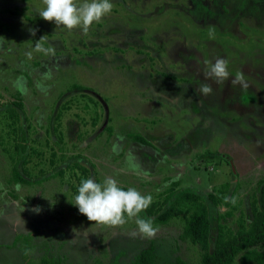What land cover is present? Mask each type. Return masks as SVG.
Segmentation results:
<instances>
[{
  "label": "rangeland",
  "instance_id": "374dc122",
  "mask_svg": "<svg viewBox=\"0 0 264 264\" xmlns=\"http://www.w3.org/2000/svg\"><path fill=\"white\" fill-rule=\"evenodd\" d=\"M111 2L112 12L85 34L43 20V0H0V264H30L9 248L21 234L34 237L32 259L130 263L154 244L159 264H201L200 248L181 240L183 213L154 225L152 238L134 219L120 227L88 221L73 205L88 178L112 177L151 194V205L175 182L177 193L203 195L212 244L230 207L214 206L209 194L229 184L234 195L238 208L222 224L236 230L240 216L252 219L264 182V0ZM43 36L47 51H37ZM216 58L228 61L221 83L204 75ZM237 72L247 88L231 83ZM201 83L212 94H201ZM20 102L13 125L7 110ZM22 130L30 184L13 181Z\"/></svg>",
  "mask_w": 264,
  "mask_h": 264
},
{
  "label": "trees",
  "instance_id": "16d2710c",
  "mask_svg": "<svg viewBox=\"0 0 264 264\" xmlns=\"http://www.w3.org/2000/svg\"><path fill=\"white\" fill-rule=\"evenodd\" d=\"M22 102L7 110L13 125H18L19 113L22 109ZM21 127H17L18 130ZM25 132L21 131V136L16 141L15 150L18 157L13 158V181L18 184H30L27 165V143ZM131 138L145 145L150 143L141 135H131ZM23 159V160H22ZM22 160V161H21ZM22 162V171L20 165ZM24 174H22V173ZM263 183V184H262ZM261 183L259 197L252 201V219L248 221L245 216H240L237 229H232L221 223L224 218L233 216L238 205L233 201V196L229 198V184H225L218 193L209 194L208 198L214 206L227 204L230 207L224 214L217 218V234L212 244V221L209 216V208L203 195L191 190L177 193L176 188L179 183L175 182L169 189L167 197L161 203L150 205L147 211V218L153 220L154 225H166L179 214L185 215V226L181 235V240L198 246L201 250V264H264V182ZM167 206V207H166ZM32 235H19L16 237L11 249L19 247L26 261L30 264H62L54 257L44 256L39 259H32L35 252ZM261 248V249H260ZM116 264H159L156 255V246L151 244L141 251L132 262ZM172 264H190L181 257H178Z\"/></svg>",
  "mask_w": 264,
  "mask_h": 264
},
{
  "label": "clouds",
  "instance_id": "9594fccd",
  "mask_svg": "<svg viewBox=\"0 0 264 264\" xmlns=\"http://www.w3.org/2000/svg\"><path fill=\"white\" fill-rule=\"evenodd\" d=\"M45 7L39 11V16L47 21L54 22L57 27L63 26L69 31L80 29L87 34L94 23H99L105 16L113 10L111 0H84L77 3V0H43ZM37 30H32L35 36ZM211 35V33H210ZM46 36L36 41L37 51H47L42 47V42ZM31 55V53H29ZM205 78L214 79L221 83L229 79L228 61L225 58H216L215 62H206ZM233 85L247 88L244 74L237 72L231 79ZM198 91L207 96L212 94V86L208 83H201ZM190 99V98H189ZM135 157L130 153L129 160ZM138 170L139 166L134 165ZM145 176L147 172L143 173ZM19 189L20 185H16ZM75 204L81 215L87 217L93 224H102L110 227H120L133 220L137 226L139 234L146 238L156 235L158 229L154 226L153 220L141 217L140 214L147 210L152 203L151 194H142L135 187L123 189L118 181L112 177H106L101 183L92 178L81 180L78 187V194L74 197ZM37 206L33 211L39 213Z\"/></svg>",
  "mask_w": 264,
  "mask_h": 264
}]
</instances>
